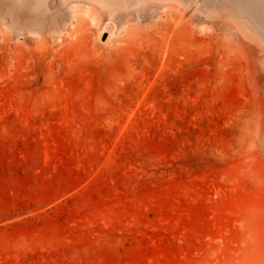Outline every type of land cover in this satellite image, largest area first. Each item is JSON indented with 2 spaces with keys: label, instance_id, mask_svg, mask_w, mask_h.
I'll use <instances>...</instances> for the list:
<instances>
[{
  "label": "rangeland",
  "instance_id": "rangeland-1",
  "mask_svg": "<svg viewBox=\"0 0 264 264\" xmlns=\"http://www.w3.org/2000/svg\"><path fill=\"white\" fill-rule=\"evenodd\" d=\"M0 264H264V0H0Z\"/></svg>",
  "mask_w": 264,
  "mask_h": 264
}]
</instances>
